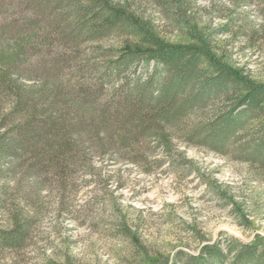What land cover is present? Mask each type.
<instances>
[{
    "label": "trees",
    "instance_id": "trees-1",
    "mask_svg": "<svg viewBox=\"0 0 264 264\" xmlns=\"http://www.w3.org/2000/svg\"><path fill=\"white\" fill-rule=\"evenodd\" d=\"M147 1L181 40L129 0H0V249L29 237L27 188L64 193L79 174L108 183L97 163L114 156L140 164L181 140L264 171V81L220 50L193 0ZM227 3L228 22L253 3L264 11V0ZM159 264H264V240Z\"/></svg>",
    "mask_w": 264,
    "mask_h": 264
},
{
    "label": "rangeland",
    "instance_id": "rangeland-1",
    "mask_svg": "<svg viewBox=\"0 0 264 264\" xmlns=\"http://www.w3.org/2000/svg\"><path fill=\"white\" fill-rule=\"evenodd\" d=\"M129 1L165 36L182 39L147 0ZM193 1L200 6L195 9L200 26L217 31L212 38L220 50L250 77L264 81L260 5L244 7L241 19L228 22L227 0ZM126 162L114 156L97 163L101 174L110 176L108 183L79 174L64 193L27 188L30 199L18 206L33 227L22 248L0 249V264H65L67 258L72 264H159L178 252L198 255L206 244L224 248L228 240H264L263 170L181 140L170 156L158 149L140 164ZM7 223L0 213V227Z\"/></svg>",
    "mask_w": 264,
    "mask_h": 264
}]
</instances>
